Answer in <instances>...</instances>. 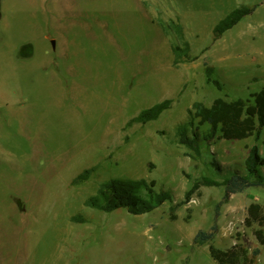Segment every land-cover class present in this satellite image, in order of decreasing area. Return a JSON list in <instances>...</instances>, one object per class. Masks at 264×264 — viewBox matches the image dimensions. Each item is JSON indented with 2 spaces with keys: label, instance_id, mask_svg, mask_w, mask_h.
<instances>
[{
  "label": "rangeland",
  "instance_id": "rangeland-1",
  "mask_svg": "<svg viewBox=\"0 0 264 264\" xmlns=\"http://www.w3.org/2000/svg\"><path fill=\"white\" fill-rule=\"evenodd\" d=\"M58 1L0 0V264H215L208 245L193 243L213 224L214 247L241 245L249 255L259 248L253 264H264L253 236L259 227L244 225L250 204L264 211V187L230 196L217 216L222 187H201L175 207L202 177L246 175L252 147L264 159V129L239 141L217 131L198 157L174 137L194 103H252L264 89V0H72L75 21L90 27L65 31L73 66L61 75L44 69L42 54ZM243 5L255 10L214 41L215 25ZM157 19L181 24L195 60L172 65L174 38ZM206 67L217 86L206 82ZM167 99L171 107L157 120L126 127ZM92 167L87 181L71 185ZM112 178L153 180L172 202L140 216L85 207ZM75 216L86 222L72 223Z\"/></svg>",
  "mask_w": 264,
  "mask_h": 264
},
{
  "label": "trees",
  "instance_id": "trees-1",
  "mask_svg": "<svg viewBox=\"0 0 264 264\" xmlns=\"http://www.w3.org/2000/svg\"><path fill=\"white\" fill-rule=\"evenodd\" d=\"M254 10L255 6L244 5L232 10L213 28V40H218ZM156 22L165 35H172L174 38L170 46L174 67L195 60V57L191 56L190 46L178 21L157 19ZM212 75L213 69L206 67V82L217 86ZM251 98L252 103L242 99L225 101L222 98H216L209 107L199 102L194 103L187 112L186 121L175 127V144L190 151V156L198 157L201 141L209 140L217 131L220 134L219 138L225 141H239L254 133L258 134L264 129V89L252 94ZM171 104L172 100L167 99L141 110L137 116L128 121L126 127L133 124L144 125L157 120L164 111L171 107ZM195 120H197L196 125ZM203 125H208L210 128L206 135L199 132V127ZM244 166L246 175L236 172L222 181L209 177H202L195 181L184 193L183 200L175 207L187 204L191 196L197 194L201 187H222L223 197L215 208L217 216L219 207L226 203L230 196L240 194L249 188L264 187V174L261 172L264 159L259 156L256 147L250 149ZM95 169V167L85 169L72 180L71 185H79L87 181ZM172 198L170 191L157 190L153 180L112 178L101 183L95 194L88 197L83 205L102 213L124 210L129 215L140 216L160 208L165 203L172 202ZM171 219H174V216ZM71 222L80 224L85 223L86 220L81 216H75L71 218ZM244 225L247 228L253 225L259 227L253 230V236L258 245L264 247V231L262 230L264 211L260 204L252 203L248 206ZM216 233L217 226L213 224L208 231L200 230L193 238L196 246L208 245L209 256L215 264H253L254 259L260 254V249L255 248L249 255L241 245H234L227 250L218 249L211 244Z\"/></svg>",
  "mask_w": 264,
  "mask_h": 264
},
{
  "label": "crops",
  "instance_id": "crops-1",
  "mask_svg": "<svg viewBox=\"0 0 264 264\" xmlns=\"http://www.w3.org/2000/svg\"><path fill=\"white\" fill-rule=\"evenodd\" d=\"M72 0H59L55 6V17H52L54 24L52 25L53 35L46 36L44 39L45 47L42 48V54L45 56L44 69L54 67L58 75L67 73L72 70V63L70 62L71 56L69 55L68 47L73 45V41L67 37L65 31L71 27H76L80 25H86V28L90 27L88 23L81 22L79 24L75 19V11L71 3ZM76 8V7H75ZM76 10V9H75ZM80 10V9H79ZM87 28V30H88ZM31 43H25L24 47L28 50V55L25 58H30L33 56V46Z\"/></svg>",
  "mask_w": 264,
  "mask_h": 264
}]
</instances>
